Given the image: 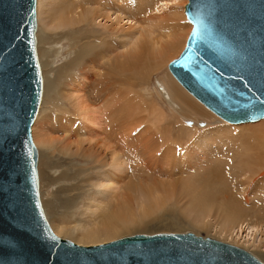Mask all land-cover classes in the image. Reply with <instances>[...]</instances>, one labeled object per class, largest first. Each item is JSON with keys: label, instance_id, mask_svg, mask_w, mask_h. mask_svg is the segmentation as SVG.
Returning a JSON list of instances; mask_svg holds the SVG:
<instances>
[{"label": "bare ground", "instance_id": "bare-ground-1", "mask_svg": "<svg viewBox=\"0 0 264 264\" xmlns=\"http://www.w3.org/2000/svg\"><path fill=\"white\" fill-rule=\"evenodd\" d=\"M37 3V21L41 22L43 17L47 29L90 22L111 23L113 20L108 30L122 32L119 43L105 40L103 46L100 42L104 39H97L100 44H96L103 46L100 61L94 60L95 53H92L80 80L65 93L73 100L71 104L75 111L58 121L59 124L63 122L59 126L63 154L75 163L76 157H80L86 164L82 167L81 162L74 163L76 170L72 177L69 174H65L66 178L64 175L60 177V180H72L79 190L75 202L73 199L62 201L68 206L76 205L77 199L83 195L88 199L82 211L84 220L79 221L78 229L70 230L55 223L50 225L54 233L64 240L69 235L72 242L83 247L111 243L126 231L151 221L154 216L162 223L167 215L160 211L166 209L168 201L180 189L189 198L195 216L207 217L214 213L221 227L220 235L251 244L253 229L249 228L244 235L238 233V227L248 216L264 223L263 203L259 207L254 203L248 209L243 204L251 199L264 200V119L259 123H231L238 125L230 124L215 131L204 130L185 151L184 133L192 134L186 126L188 123L184 124L182 119L174 122L175 118L168 113L159 93L151 85L154 75L164 71L159 92L165 95L170 106L175 107L183 118L196 119L205 113L206 109L182 91L168 74L172 59L184 51L190 36L189 20L185 18L186 24L181 21L184 20L181 13L186 12L187 0H48L47 4L44 0H37ZM178 5L182 9L179 10ZM92 89L97 90V96L92 97ZM39 124V118H36L32 126L37 151H50L60 145L58 137L51 139L50 129L46 133V128ZM56 141L58 144H54ZM210 144L217 146L216 154H212L214 148ZM204 149L210 150L204 153L205 162L202 159L196 161ZM38 154L40 157L39 151ZM90 162L94 166L89 168ZM216 162L219 164L213 165ZM201 170L202 175H197ZM91 171L94 172L91 174ZM176 175L182 177L179 179L181 183L178 180L171 183ZM228 175L237 181L236 190L231 188ZM188 176H191L189 180ZM251 182L257 184L248 189ZM58 193L64 192L59 190ZM41 202L44 209L42 195ZM44 213L46 215L45 209ZM240 227L242 230L244 226ZM243 250L252 255L255 253L248 248Z\"/></svg>", "mask_w": 264, "mask_h": 264}, {"label": "water", "instance_id": "water-1", "mask_svg": "<svg viewBox=\"0 0 264 264\" xmlns=\"http://www.w3.org/2000/svg\"><path fill=\"white\" fill-rule=\"evenodd\" d=\"M186 16L193 29L170 64L178 81L223 121L264 119V0H189ZM37 31V0H0V264H264L194 233L96 247L54 233L32 138L44 88Z\"/></svg>", "mask_w": 264, "mask_h": 264}, {"label": "rangeland", "instance_id": "rangeland-1", "mask_svg": "<svg viewBox=\"0 0 264 264\" xmlns=\"http://www.w3.org/2000/svg\"><path fill=\"white\" fill-rule=\"evenodd\" d=\"M63 1L68 2L69 0H63ZM44 3L47 4L48 0H44ZM188 3H189V1L187 0V4ZM187 4H186V6H187ZM37 5H38V3H37ZM180 5H183V4H180ZM186 6H185V9H186ZM180 7H182V6H179V10L182 9ZM176 8H177V6H176ZM112 9H113V7H112ZM185 9H184V11H185ZM113 14H115L117 16L115 11H113ZM181 14H180V16H182L184 18V20L182 18H180L179 15L177 17L182 19L181 21H183L186 24V22L188 21V19L186 17V12L184 14L183 13H181ZM37 17H38V13H37ZM114 18L115 17H113V19ZM178 18H177V20L179 21L180 19H178ZM185 18L187 21H185ZM175 19H176V17H175ZM41 22H43V23H41ZM41 22L38 21L37 37H38V53H39V58H40L43 76H44V94L45 95L43 94V96H42V102L40 105V110H39V114H38L37 119L39 118V123H40L39 126L43 127V129L46 128L45 129L46 133L49 131L51 132V133H49L50 134L49 137L51 139L56 140L58 137V140L61 141V142H59L60 145H55L50 151H44L42 149L41 150L38 149V151L40 152L39 176H40V187H41L42 201H43L44 209H45L47 218L50 222V225L51 224L53 225L55 223L56 224L61 223V224L65 225V227L67 229H70V230L75 229L76 230V229H78L77 226L80 224L79 221L84 220L82 218V213L84 212V207L87 203L88 196L83 195V196H81V198L77 199L76 205H69L68 204V206H67V203H65L63 201H68L70 199H73L75 202V196H76V194L79 193V190L76 188V185L74 183H72V180H67V179L60 180V177L62 175H64L65 176L64 178H66L65 174H69V177H72L73 171L76 170L75 164L81 162L80 165L82 167H84L86 162L83 159H81L80 157L79 158L76 157V163H75V161L73 162L72 159H69L70 157L68 158L63 154V149H62L63 141L61 140L62 134H60L61 132H60V128H59L60 124L63 122H60V124H59L58 121H61L62 119L67 118L66 117L67 113L75 111V107L73 106V104H71L73 102V100L69 99L65 93L68 92L71 88H73L75 86V84H76V83L74 84L75 81L80 80V77H81L80 75L86 70L85 69L86 68L85 66L87 64L86 62L91 58V56L94 53H95V57H94L95 59L94 60L100 61L99 53L101 52V49L104 46L103 42L105 40H106L105 42H107V40H114L115 43L116 42L119 43L118 38H120L122 32L119 29H117L114 33L109 31L110 30L109 26L111 25V23L113 24V20H111V23L108 21L106 23H104V21L103 22L101 21L100 24L99 23L94 24V23L90 22V23H85V24H81V25H72V26H67L64 28L62 27V28H58V29H55L53 27H50V29H47L44 25L45 21H43V17H42ZM106 25H108V26H106ZM192 29H193V26L191 24L190 33L192 32ZM97 39H104L102 42H100L103 46L99 45L100 43L97 42ZM96 43H99V44H96ZM83 49H86V50H83ZM94 49H96V50L94 51ZM80 52H82L83 55L80 54ZM180 55L174 57L172 60L174 61V60L178 59ZM79 57H81V59ZM173 61H171V63ZM169 66H168V69H169ZM168 69L165 68V71ZM168 71L167 72H168L169 76H171L172 79L174 78L173 81L175 83L177 82L178 87L181 88L182 91L184 90L185 93H187L190 97H192L197 104L199 103V105H201V107H203L204 110L206 109L205 113L202 116H197L196 119L190 118V117L189 118H185V117L183 118V116H181V114H178L176 112L177 110L175 107L170 106L169 102L166 100V98H164L165 95H162V92H159L160 91L159 85L161 84V83L159 84V81H160L161 77L163 76L164 71H161L158 74L154 75V78H153L152 84H151L152 88L159 93V95H160L159 99L161 98L160 100L162 102H164V106L167 109L168 113L171 114V117L175 118L174 122L182 119L184 121L183 122L184 124L188 123V121H192L194 123L192 126L189 124L186 125L187 127L190 128L192 134L191 133H184V141H185L184 143H186V144H184L183 147H184L185 151H187V149L191 146V143L193 141H195L196 139L201 137V135L203 134L202 132L204 130H207V131L220 130V129L226 128L228 125L231 124V123H228L226 121L224 122L223 120H221L219 118V116L214 114L211 110H209L206 106H204L200 101H198L192 94H190L180 84V82H178V80L171 73L170 69ZM73 84H74V86H73ZM70 85H72V86L69 87ZM96 91L97 90H95V89H92V91H90V93L93 94L92 97L97 96ZM173 102H175V101H173ZM175 103L177 105H179L177 102H175ZM172 111H174V112H172ZM59 116H61V117H59ZM54 118H56L57 120H55ZM52 120L53 121L55 120L53 122L54 124L51 122ZM198 122H199V124H201L203 122L206 125L203 127L199 126ZM47 123H49V124H47ZM50 123H52V124H50ZM55 123L56 124L58 123L59 125H56ZM256 123H259V122H256ZM251 124H255V123H251ZM52 125H55L57 128L55 126H52ZM231 125H238V124H231ZM239 125H241V124H239ZM234 129H237V128H234ZM55 132L56 133L58 132V133L56 134ZM187 136H189V137H187ZM56 142L54 144H58V141H56ZM188 145H190V146H188ZM210 147H212V149L213 148L215 149V151L213 149L212 154L213 153L216 154L217 146L215 144H213V145L210 144ZM58 148L59 149L61 148V149L59 150ZM205 150L206 149H204L203 152L202 151L199 152L200 155L198 156L196 161H199L200 159H202V161L205 162V159L203 160L204 153L210 152V150H206V151ZM59 151H62V152H59ZM61 153H62V155H61ZM195 158H196V156H195ZM72 162H73V165L71 164ZM66 164H68V165H66ZM218 164H219V162L217 164L213 163V165H215V166ZM93 166L94 165L91 162L88 163V165H87V167H89V168L93 167ZM192 171L195 172L194 169ZM93 172L91 171V174ZM177 172H178V170H177ZM202 173H203V171L201 170L200 172L197 173V175H202ZM183 177H185V176L183 175ZM188 177L189 178H187V180H189L191 178V176H188ZM228 177H229L228 181L231 183V188L233 190H236V188H237L236 182L237 181L233 180V178L231 180V177L229 175H228ZM61 178H63V176ZM180 178H182V177H180L178 175L174 176V179L171 180V183L174 180H178L180 182V180H179ZM57 181H59V182H57ZM253 184L255 186L257 183L251 182L252 186L248 185L247 188L251 189V187H253ZM181 185L182 184L179 185V188ZM59 190H63L64 193L59 194L58 193ZM177 191H178V192H176L177 194H175L176 199H175V197L172 198L171 201H168V204H167L168 206L166 207V209L160 211V213H163L165 211V214L167 215L166 219L162 223H159L160 218L154 216L153 217L154 219H151V221L152 220H155V221H152V222L147 221L145 224H139V226L126 231L117 240L132 237L135 235H141V234L154 235V234H159V233H194L197 236H200L203 238L216 239L218 241L224 242L226 244H231V245L238 247V248H241V249H245V248L247 249L248 248V249H250V251L255 252L254 255L260 261L264 262V259H262V258H264V223H262V222L258 223L256 218H253L252 216H248L247 220L245 222H242V224L239 225V227H238V230L240 229L238 231L239 234H241L243 232V234L246 235L250 229H253L252 232L250 233L251 234L250 236H252V240H251L252 243L250 242L251 244H244L241 240H239L235 237L234 238L232 237L233 239H230V238L227 239L225 237V235L222 236L219 234L221 227L216 222L217 221L216 220L217 217L215 216L216 214L214 215V213H212V214L210 213V216H207V217L206 216H204V217L195 216L196 214L193 211V207L190 206L191 202H190L189 198H187L182 193V191L180 189ZM178 199H180V200H178ZM250 199H251V197H250ZM59 201H61V202H59ZM254 203H256V205L259 207L262 205L261 203L264 204V200H262L260 198L258 200L251 199V200H249V203H247V204L243 203L244 208L248 209L249 207H252L254 205ZM198 215H199V213H198ZM200 224H202V225H200ZM204 225H206V226H204ZM241 225L244 226L242 228V230L240 227ZM66 240L71 241L72 238L69 235H67ZM253 241H254V243H253ZM253 244H255V245H253ZM242 245H244V246H242Z\"/></svg>", "mask_w": 264, "mask_h": 264}]
</instances>
